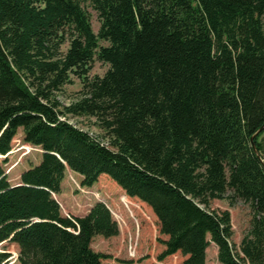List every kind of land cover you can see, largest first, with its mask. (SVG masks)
<instances>
[{"label": "trees", "instance_id": "1", "mask_svg": "<svg viewBox=\"0 0 264 264\" xmlns=\"http://www.w3.org/2000/svg\"><path fill=\"white\" fill-rule=\"evenodd\" d=\"M94 57L108 70L88 79ZM72 75L80 95L60 110ZM67 115L95 119L109 147ZM19 129L41 150L16 186L0 163V244L18 247L19 264L108 258L91 248L118 235L106 204L61 213L66 169L150 211L165 237L158 261L206 264L213 243L219 264H264V0H0V157ZM227 192L251 211L238 252L229 212L210 210Z\"/></svg>", "mask_w": 264, "mask_h": 264}, {"label": "rangeland", "instance_id": "2", "mask_svg": "<svg viewBox=\"0 0 264 264\" xmlns=\"http://www.w3.org/2000/svg\"><path fill=\"white\" fill-rule=\"evenodd\" d=\"M82 8L88 16L93 33L97 34L100 28L98 14L88 3L82 4ZM99 46H107V43L100 41ZM67 47V44L63 45L61 51L65 52ZM107 70L108 66L94 57L88 66V79L102 77ZM71 80L69 85L63 86L61 91L56 94L60 110L73 103L80 95L82 80L74 75L71 76ZM64 119L76 129L87 132L109 147L107 134L99 128L95 119L70 115L65 116ZM40 157L41 150L26 144L22 131L19 129L11 142L10 152L7 156L0 157V163L9 185L20 184L21 174L37 165ZM80 181L81 178L78 175L66 169L61 185V194L55 195L54 198L59 203L64 216H84L96 202H102L108 206L119 232L117 236L111 238L101 236L93 238L92 250L108 256L107 259L102 260L101 264H181L182 257L179 254L158 261L157 258L164 249L161 241L165 237L159 234L157 220L150 211L127 197L123 192L121 193L107 178L101 179L90 188L82 187ZM229 195L230 193L227 192L221 200L211 201L210 210L229 212L232 230L230 243L238 252L240 243L250 228L251 211L249 206L240 200L230 205ZM216 249V246L210 243L206 250V264H219ZM0 252L8 254V258L3 264H19L17 261L19 250L15 244L9 241L2 242ZM131 258L134 259L130 260Z\"/></svg>", "mask_w": 264, "mask_h": 264}]
</instances>
